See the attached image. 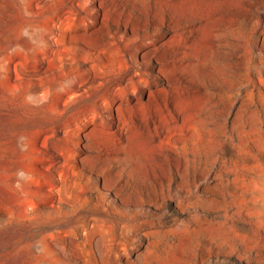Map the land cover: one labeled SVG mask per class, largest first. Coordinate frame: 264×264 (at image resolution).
<instances>
[{
  "label": "rangeland",
  "instance_id": "374dc122",
  "mask_svg": "<svg viewBox=\"0 0 264 264\" xmlns=\"http://www.w3.org/2000/svg\"><path fill=\"white\" fill-rule=\"evenodd\" d=\"M0 264H264V0H0Z\"/></svg>",
  "mask_w": 264,
  "mask_h": 264
}]
</instances>
